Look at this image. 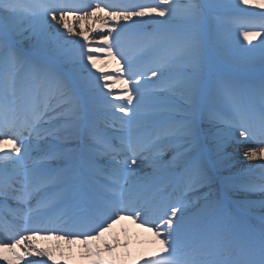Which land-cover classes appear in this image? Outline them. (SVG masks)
Returning <instances> with one entry per match:
<instances>
[{
  "label": "snow or ice",
  "instance_id": "obj_1",
  "mask_svg": "<svg viewBox=\"0 0 264 264\" xmlns=\"http://www.w3.org/2000/svg\"><path fill=\"white\" fill-rule=\"evenodd\" d=\"M240 5L248 6L242 11L252 26L241 35L251 44L262 36L255 29L264 30V0H237ZM213 6L199 0L184 5L178 0H0V260L20 264L24 256L33 255L51 260L50 252L35 246L37 237L55 235L88 248L113 224L131 219L159 240V249L143 264H264V215L258 224L241 223L237 213L248 206L238 204L232 210L226 205L225 194L234 184L228 177L218 179L214 170L219 160L200 151V107L221 96L231 100L239 117V136L264 144V77L258 86L219 81L204 92L199 28L205 7ZM98 12L117 25L155 14L179 19L187 27L159 67L149 69L157 80L165 72L176 73L159 90L164 96L142 88L146 74L119 50L120 36L129 25L117 30ZM92 17L99 21L95 32L107 29L100 41L104 46L93 47L84 26L77 32L69 23ZM5 33L33 40L32 53H19ZM260 48L264 64V38ZM101 57L123 61L125 67L97 69ZM21 71L27 72L23 82L18 80ZM117 84L122 87L113 92ZM33 140L48 145L44 155L33 158L39 147ZM69 143L76 147H67ZM222 148L223 143L214 155ZM244 156L264 160V147ZM144 168L152 173L140 175ZM217 183L222 187L212 199ZM205 188L204 195L189 197ZM257 189L264 192V183L245 188ZM8 200L16 207H7ZM260 207L264 210V202ZM105 248L112 251L110 245ZM89 252L97 257L94 264H106L98 250Z\"/></svg>",
  "mask_w": 264,
  "mask_h": 264
},
{
  "label": "bare ground",
  "instance_id": "obj_2",
  "mask_svg": "<svg viewBox=\"0 0 264 264\" xmlns=\"http://www.w3.org/2000/svg\"><path fill=\"white\" fill-rule=\"evenodd\" d=\"M142 2L151 3L152 0H142ZM228 2L237 5V0H228ZM101 7H103V5H101ZM242 7H244V5L239 6V8ZM249 11H259V9L249 8ZM97 16H99L101 20L107 21L109 26H115L117 30H119V25H123L126 22H133V20L137 21V23L140 21H144V24L147 26L154 25V21L146 17H133L132 20L129 21L121 20L119 21V25H117L116 22L109 20L104 15V13L98 12ZM149 16H151V18L158 17L155 14H151ZM69 23L75 25L77 32H79L80 25L82 24L84 26V31L90 37V43L93 47L98 45L104 46L102 43H100V41L103 35H107V29H105L101 33L95 32L94 29L99 23V21L95 17H92L86 21L70 20ZM58 28L61 32L65 31L62 26L58 25ZM115 35L116 31H113L112 36H109V40L112 41V37ZM151 35L155 34L150 33V36ZM67 38L73 40L80 39L78 35H69ZM93 39H96L98 41L92 42ZM127 39L132 47L136 46V38L134 36H129L127 37ZM14 40H17L18 42L24 44V46L27 47L29 50H33V40L25 38H19ZM6 41L11 42L9 40ZM11 43L13 44V42ZM225 45L226 43L218 42L213 37L211 38V41H209L207 49L210 50L211 54H214L215 56V52L224 47ZM76 47L77 49H79V45H77ZM120 49L122 50V48ZM17 51L22 55L31 54L27 51ZM116 51L117 49L114 48L113 52L115 53ZM134 58L135 57H132L131 59L134 60ZM228 59L229 56L226 58L225 63L223 60V63L226 67H228L230 64V61ZM159 64L160 63H157L156 66L159 67ZM96 67L97 69L103 68L105 72H112L114 69L125 67V64L123 61H121L120 64H117L115 60H111L107 57H101ZM233 69H243L247 71L248 65L245 61H239L235 64ZM19 76H22L23 78L27 79V72L21 71L19 73ZM262 77H264V64L262 63L258 66L255 72L251 71L247 75H241L240 77H236L232 80L221 76L218 73L215 65L212 63L206 66H204L203 64V70L201 72L203 89L205 93L215 88L219 81L233 82L235 80V84L242 87H246L244 80H248L252 82V84L258 86V82ZM176 78L177 75L174 72L172 73V71H170L165 72L159 80L154 77H151V79L148 80L149 83H153L152 86L163 89L168 83H170ZM141 85L143 89L147 87V84H144L142 81ZM121 87L122 85L117 84L113 89V92H116ZM103 91L108 92V89H104ZM164 95L165 93L161 94V96ZM217 105H223L224 107L234 110L232 107V102L226 101L223 96L219 97L209 105H201L200 112H204L206 114V121L201 127H199L200 151L205 153V155L209 159H212L214 161L219 160V163L217 164L214 170V174L218 179L228 177L233 182V189L228 191L225 194L224 198L228 199L231 205L235 208L238 204L248 206L245 207L244 210H242L243 217L240 216V218L245 217V219L247 218V220H259V217L261 215H264V210H262L260 207V204L264 202V192L259 191V189L255 191H246L245 188L251 184L259 185L257 184L258 182L260 184L264 183L261 179H259L260 170L257 169L258 163L264 160L259 157L256 159H248L244 156V153L252 148H256L257 150H259V148L264 147V144L260 146L248 140L246 141L243 137H240L239 130L236 127V125L240 122L239 119L236 123L233 121L226 120L220 113L215 110V107ZM129 107L131 108V105ZM118 127L119 125H117V128ZM203 136L206 137V140H203ZM223 141H226V143L223 144V148L220 151L219 156L214 155L217 152L218 145L223 143ZM32 143H34V140L32 141ZM69 144L72 145L73 148L76 147L75 143ZM47 148L48 145L44 147V149ZM221 187L222 185H220L219 183L213 185L212 199L216 198L215 193H217ZM206 192H208L207 188L198 190L196 192H191L189 193V197L195 199L204 195V193ZM34 243L37 248L44 249L50 252L52 254L51 260H48L47 257L41 258L36 257L35 255L31 257L24 256V259L20 262V264H28L29 260H32L35 264V261L41 259L47 261V264H94V261L97 259V257L89 252V248L93 251L98 250L101 254L100 258L103 259L106 264H143V259L152 256L160 247L159 240L153 235L152 232L140 228L138 224L133 223L131 219L120 220L117 223L113 224L112 228L108 232H106L103 237H101L99 240L91 241L89 243L88 248H86L84 244L80 241H74L69 244L62 239H57L55 235L51 236L50 238L37 237ZM105 244L111 246V252H109L105 248ZM16 251L19 254L24 255L22 248H17ZM6 255L11 259V253H7ZM0 264H6V261L0 260Z\"/></svg>",
  "mask_w": 264,
  "mask_h": 264
},
{
  "label": "rangeland",
  "instance_id": "obj_3",
  "mask_svg": "<svg viewBox=\"0 0 264 264\" xmlns=\"http://www.w3.org/2000/svg\"><path fill=\"white\" fill-rule=\"evenodd\" d=\"M224 1L226 2L227 0H224ZM185 3H188V0H179V4L180 5H184ZM223 3H224L223 0H211L210 3L208 2V5L209 4L214 5L211 8H208V7L207 8L210 11L209 12L210 18L215 19L216 24H218L219 26H224V24H227L226 26H229V25H231L233 23H236V22H234L235 20H242L243 19L242 15H238L237 16V15H234V14H230V15L225 14V12L227 11V6L225 7ZM215 5H220V6H215ZM244 7L247 8L248 6H244ZM212 12H218L219 16H212L213 15V14L211 15ZM145 17L146 18H150L153 21H158V20H165V21H167L165 25H162V27H160V28L155 27V28H152V29H148V31H151L152 30V31H155V32H159V30L160 31L163 30L166 35L169 33L168 34V37H167V40H169L170 42H174V41L178 40L184 34H186L187 31H188L187 27H185L181 23V21L179 19H171V20H168L167 17L151 18V16H149V15H146ZM128 23L129 22H127V25H129ZM154 24H156V23H154ZM143 25L144 24H141L140 23L139 26H136V28L138 30H143V29L146 30V28L143 27ZM204 26H205V20H204V17H203V20H202V23L200 25V28L201 27H204ZM181 28H186V29H181ZM256 29H258V28H256ZM123 34L133 35L134 32L132 30L127 29ZM235 37H236V39H243V37H242V35L240 33H238L237 35H235L234 38ZM262 38H264V33L263 32H262V36L261 37H257V38H255L252 41V45L256 44L258 46L257 47V48H259L258 49V53L262 51L261 48H260V41H261ZM216 39L218 41H224L225 38H223V37H221L220 35L217 34L216 35ZM247 44L250 45L248 42H247ZM256 45H254V46H256ZM239 48L240 47H234L233 50L229 51L228 53H227V51L226 52H221L220 53V57L226 56L230 52H234V51H236ZM240 60L241 61L244 60L248 64V67L250 68V67H252V66H250L252 63H253V65H255L256 63H258V62L261 61V55L259 56V54H258L255 57L247 58V59H240ZM237 61L238 60L232 61V63L235 64V63H237ZM250 61H251V63H248Z\"/></svg>",
  "mask_w": 264,
  "mask_h": 264
}]
</instances>
